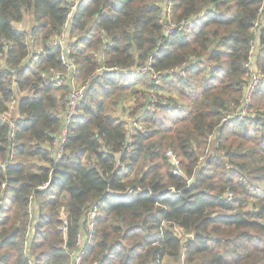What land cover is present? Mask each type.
Segmentation results:
<instances>
[{
  "label": "trees",
  "instance_id": "trees-1",
  "mask_svg": "<svg viewBox=\"0 0 264 264\" xmlns=\"http://www.w3.org/2000/svg\"><path fill=\"white\" fill-rule=\"evenodd\" d=\"M0 57V264H264V0H0Z\"/></svg>",
  "mask_w": 264,
  "mask_h": 264
},
{
  "label": "built area",
  "instance_id": "built-area-1",
  "mask_svg": "<svg viewBox=\"0 0 264 264\" xmlns=\"http://www.w3.org/2000/svg\"><path fill=\"white\" fill-rule=\"evenodd\" d=\"M78 7H79V3L75 2L71 8L70 13L68 14V20L72 19V16H73L74 12L78 9ZM70 27H71V25L68 23L66 25V32H64L62 34V38L60 40H57L56 43L54 44V46L57 47V45H59L62 47V49H63L62 50V56H61L62 60L69 64L68 65L69 68H74V65L72 63H69V59L67 57V55L71 52V46H69L67 44V41H65V39H64L66 37V34H68ZM36 59H37V57H35V60ZM247 65L251 66L253 69L252 74H251L252 78H251V82L247 88L244 107L240 111V116H245L247 114L248 107H249V104H250L251 99H252V94L259 84V77H258V74L256 73V69L254 68L253 64L251 65V63H249ZM143 70L146 71L147 68H144ZM51 81L55 85H58V86L63 84V80L59 79V78H56V79L53 78ZM86 88L87 87L85 85H83V86L74 87L72 89V91L70 92V94L66 98L67 110L65 113H63L59 116H65L67 121H68L71 119L72 116H74L77 113L78 107H79L81 101L86 98ZM66 134H67V128H64V130L62 131V134H61L62 143L65 141ZM61 150H62V145H61L60 153L58 154L59 157L61 155ZM167 157L169 158V160L173 166L174 174H176V175L181 174V172H182L181 159L177 155V153H175L173 150H169L167 152ZM97 216H98V211L96 209H92L89 212V216L87 219V225L89 227L88 234H91L93 232ZM31 228H32L31 226L28 227V230L26 233L27 238H29L31 235ZM64 228H66V226ZM86 233H87V231H85L84 234L81 233L78 237L79 249L73 253V263L72 264H83V260H84V257L86 255V248H85V244L87 241V234ZM25 244L27 245L28 242L26 241Z\"/></svg>",
  "mask_w": 264,
  "mask_h": 264
},
{
  "label": "rangeland",
  "instance_id": "rangeland-1",
  "mask_svg": "<svg viewBox=\"0 0 264 264\" xmlns=\"http://www.w3.org/2000/svg\"><path fill=\"white\" fill-rule=\"evenodd\" d=\"M29 17H27V19L23 22V23H21V24H19L18 25V29H20V30H27V29H29V25H30V20L28 19ZM71 21V20H70ZM71 32V31H70ZM70 32H68V34H66V37H68L69 36V34H70ZM41 48H39V50H40ZM0 58H2V57H0ZM256 71L258 72V77H259V84H258V87H260V88H262V85L264 86V76L262 75V73L261 72H259V70H257L256 69ZM145 72V71H144ZM251 74H252V72H251ZM80 77H78V81L77 80H75V86L76 85H80L81 83H84V81H82V79L80 78ZM251 78V77H250ZM79 83V84H78ZM139 88L140 89H136V90H139L138 92L139 93H141L142 94V92H143V90H147L148 89V86H149V81H148V79H145V78H143V79H141V81L139 82ZM165 87H164V89L166 90L165 92H167V93H170L171 94V92H173V91H177V89H176V86H174V87H172V86H170V85H164ZM133 87L134 86H132L131 87V89H129L128 90V93H127V91H118L117 93H116V95L115 96H112L108 101H110V102H112L111 103V110H112V108H113V112H114V114H117V115H120L121 114V112H119L118 110H116L115 111V107H117V106H119V105H117L118 103H122V102H125L126 104H127V107L129 106L130 108H132L133 109V106L131 107V105H133L132 103L134 102L133 100H132V98L134 97V95L131 93V91L130 90H132L133 89ZM257 87V88H258ZM264 88V87H263ZM261 91H262V89H261ZM142 101H144V99H142L141 101L139 100L138 102H136L137 103V105H136V107H134V108H138L139 106H140V104H141V102ZM263 106H264V102H263V100H262V98H260V97H258L257 98V101H256V104L254 105V107L253 108H249V112H251L250 114H252V115H260L261 117H262V111L264 110L263 109ZM10 108H11V112H10V114H9V119H11L12 117H14L15 116V113H16V108H17V101H15V100H13L12 102H10ZM251 110V111H250ZM129 117V120H132L131 118H130V116H128ZM133 118V117H132ZM130 128H131V125H130ZM215 141V138L213 139V142ZM212 146V145H211ZM252 146V145H251ZM211 147L210 146H208V148L205 150V151H203V154H207L208 153V150L210 149ZM235 148V147H234ZM176 153V152H175ZM178 155V154H177ZM205 158V157H204ZM201 160H203V159H201ZM177 228V227H176ZM167 264H174V262L172 261V260H170V259H167Z\"/></svg>",
  "mask_w": 264,
  "mask_h": 264
}]
</instances>
